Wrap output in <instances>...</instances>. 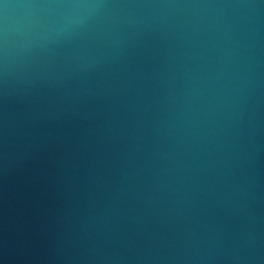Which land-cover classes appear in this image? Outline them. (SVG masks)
I'll return each mask as SVG.
<instances>
[{
    "label": "water",
    "instance_id": "1",
    "mask_svg": "<svg viewBox=\"0 0 264 264\" xmlns=\"http://www.w3.org/2000/svg\"><path fill=\"white\" fill-rule=\"evenodd\" d=\"M0 264H264V0H2Z\"/></svg>",
    "mask_w": 264,
    "mask_h": 264
},
{
    "label": "snow or ice",
    "instance_id": "2",
    "mask_svg": "<svg viewBox=\"0 0 264 264\" xmlns=\"http://www.w3.org/2000/svg\"><path fill=\"white\" fill-rule=\"evenodd\" d=\"M0 3H2V0H0ZM5 7L7 6V5H4Z\"/></svg>",
    "mask_w": 264,
    "mask_h": 264
}]
</instances>
